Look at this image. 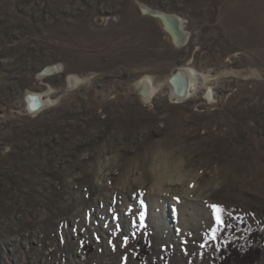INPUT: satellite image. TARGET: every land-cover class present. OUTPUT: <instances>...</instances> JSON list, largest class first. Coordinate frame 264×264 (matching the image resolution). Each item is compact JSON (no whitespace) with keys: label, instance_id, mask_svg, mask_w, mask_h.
Segmentation results:
<instances>
[{"label":"rangeland","instance_id":"obj_1","mask_svg":"<svg viewBox=\"0 0 264 264\" xmlns=\"http://www.w3.org/2000/svg\"><path fill=\"white\" fill-rule=\"evenodd\" d=\"M140 4L182 17L186 43ZM181 66L211 101L140 98V76ZM158 156L187 175L160 194ZM229 244L264 264V0H0V264H220Z\"/></svg>","mask_w":264,"mask_h":264},{"label":"bare ground","instance_id":"obj_2","mask_svg":"<svg viewBox=\"0 0 264 264\" xmlns=\"http://www.w3.org/2000/svg\"><path fill=\"white\" fill-rule=\"evenodd\" d=\"M140 5L145 13H150L157 18L160 17L159 20L163 24L165 31H167L171 35L172 41L175 45L181 46L186 43L188 39V33H186L187 31H185L184 29V22L182 17L167 11L153 12L154 10L150 9L149 7L143 4ZM62 70L63 65L60 63L49 64L43 69L40 75L41 78L49 77L56 73H61ZM209 77V74L198 72L193 67L188 68L185 66H181L178 67L177 71L166 75V77L162 81L156 80L152 75L143 74L134 84L136 90L141 94L140 98L143 101H150L157 92L163 91L164 89H167L169 97L174 101H183L188 97L197 96L202 87L206 88L204 92L205 100L211 101L212 89L211 86L210 88H208ZM66 78L68 86L70 88L76 87L79 83L89 81V77H80L76 74H68ZM51 91L53 90L50 86L45 92L27 90L24 94L25 99H23V106L26 115L27 113L37 115L47 105L52 104L53 99L50 96ZM109 162V159L101 162V166L99 168L100 174L97 177L99 181H102V179H106L105 176L108 174L110 168H108L106 170V173H104V166H106ZM182 166L183 164L175 160L174 158L158 156L152 164V175L154 180L152 189L154 190V192L156 194H160L161 192H163L162 185L164 184V182L170 183L172 185L186 177L187 175ZM129 171H132L133 173V175L130 174V176L134 178L139 176V174L137 173V168L130 169ZM164 192L167 193V191ZM184 193L186 194L187 192ZM163 221L161 219V222ZM164 222L166 223V221Z\"/></svg>","mask_w":264,"mask_h":264},{"label":"trees","instance_id":"obj_3","mask_svg":"<svg viewBox=\"0 0 264 264\" xmlns=\"http://www.w3.org/2000/svg\"><path fill=\"white\" fill-rule=\"evenodd\" d=\"M147 246L146 244L141 246L139 244V248H141L140 250L143 254L137 256L140 261L144 260V257L148 254ZM260 255L261 251L257 247L241 251V249L229 244L226 248L220 250L218 257L220 258V264H256Z\"/></svg>","mask_w":264,"mask_h":264},{"label":"snow or ice","instance_id":"obj_4","mask_svg":"<svg viewBox=\"0 0 264 264\" xmlns=\"http://www.w3.org/2000/svg\"><path fill=\"white\" fill-rule=\"evenodd\" d=\"M210 207L213 209V214H214V217H215L217 223L222 225L223 224V219H222L223 209H222V207L219 205H211Z\"/></svg>","mask_w":264,"mask_h":264},{"label":"water","instance_id":"obj_5","mask_svg":"<svg viewBox=\"0 0 264 264\" xmlns=\"http://www.w3.org/2000/svg\"><path fill=\"white\" fill-rule=\"evenodd\" d=\"M160 19V17H158Z\"/></svg>","mask_w":264,"mask_h":264}]
</instances>
